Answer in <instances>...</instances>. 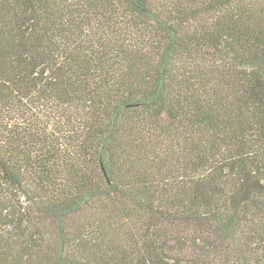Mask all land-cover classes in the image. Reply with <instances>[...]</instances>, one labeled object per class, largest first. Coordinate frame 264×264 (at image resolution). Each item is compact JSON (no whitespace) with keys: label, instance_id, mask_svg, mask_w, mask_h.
<instances>
[{"label":"trees","instance_id":"1","mask_svg":"<svg viewBox=\"0 0 264 264\" xmlns=\"http://www.w3.org/2000/svg\"><path fill=\"white\" fill-rule=\"evenodd\" d=\"M0 264H264V0H0Z\"/></svg>","mask_w":264,"mask_h":264}]
</instances>
